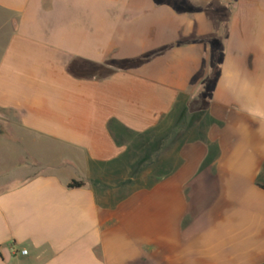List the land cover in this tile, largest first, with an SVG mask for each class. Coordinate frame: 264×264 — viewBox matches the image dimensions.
<instances>
[{
    "label": "crops",
    "instance_id": "crops-1",
    "mask_svg": "<svg viewBox=\"0 0 264 264\" xmlns=\"http://www.w3.org/2000/svg\"><path fill=\"white\" fill-rule=\"evenodd\" d=\"M0 150V264H264V0H0Z\"/></svg>",
    "mask_w": 264,
    "mask_h": 264
},
{
    "label": "trees",
    "instance_id": "trees-1",
    "mask_svg": "<svg viewBox=\"0 0 264 264\" xmlns=\"http://www.w3.org/2000/svg\"><path fill=\"white\" fill-rule=\"evenodd\" d=\"M83 185L82 181H77V180H71L67 186L69 188H76V187H81Z\"/></svg>",
    "mask_w": 264,
    "mask_h": 264
},
{
    "label": "rangeland",
    "instance_id": "rangeland-1",
    "mask_svg": "<svg viewBox=\"0 0 264 264\" xmlns=\"http://www.w3.org/2000/svg\"><path fill=\"white\" fill-rule=\"evenodd\" d=\"M5 158H8V157H6L4 154H3V151L2 150H0V168L4 165V159ZM135 179V178H134Z\"/></svg>",
    "mask_w": 264,
    "mask_h": 264
},
{
    "label": "built area",
    "instance_id": "built-area-1",
    "mask_svg": "<svg viewBox=\"0 0 264 264\" xmlns=\"http://www.w3.org/2000/svg\"><path fill=\"white\" fill-rule=\"evenodd\" d=\"M21 252L24 254L26 252V250H22Z\"/></svg>",
    "mask_w": 264,
    "mask_h": 264
}]
</instances>
